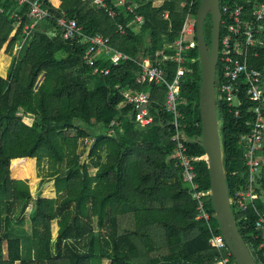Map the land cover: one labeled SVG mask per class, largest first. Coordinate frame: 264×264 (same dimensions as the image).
<instances>
[{
    "label": "trees",
    "instance_id": "16d2710c",
    "mask_svg": "<svg viewBox=\"0 0 264 264\" xmlns=\"http://www.w3.org/2000/svg\"><path fill=\"white\" fill-rule=\"evenodd\" d=\"M55 16L65 14L78 21L86 37L108 38L112 49L131 58L112 66L107 55L98 57L94 67L108 74L93 73L94 67L82 61L86 48L83 37L76 43L62 40L57 23L47 19L24 39L29 23L27 6L15 0H0V51L10 57L8 72L0 75V264H213L218 251L209 243L221 236L210 199V228L199 219L198 202L191 184L184 179L181 163L173 157V117L163 110L166 91L143 78L135 61L149 58L175 76L172 61L174 45L189 13L195 18L200 0H129L118 6L110 18L90 1L42 0ZM240 6L244 17L251 15L264 0H220ZM16 15V16H14ZM143 23H135L136 17ZM224 19V16H223ZM124 28L121 34L118 27ZM264 27V23H263ZM211 16L203 24L204 40L211 43ZM225 33L220 26L219 39ZM258 35L249 64L263 73L264 32ZM195 43V35H193ZM17 47H21L16 51ZM257 54V56H255ZM185 72L180 79L179 124L187 138L191 157L205 156L199 111L201 94L200 63L196 47L182 53ZM15 62L19 63L17 71ZM222 60L218 61L216 87L223 81ZM264 89V85H263ZM125 93H147L152 123L142 127L132 107L124 102ZM255 103L242 97L239 115L225 101L217 102L222 160L230 199L245 184L246 149L242 137L252 130ZM264 111V109H263ZM23 120H32L27 125ZM93 142L78 150L79 141ZM264 155V148L260 158ZM48 159L55 167L51 174L61 200L73 202L46 212L26 181L10 177L13 161ZM262 160V159H261ZM199 190L210 191V171L206 160H194ZM259 192L264 194V163ZM32 211L26 215V210ZM231 210L238 230L258 264H264L255 240L254 215ZM63 222L56 240L51 225ZM28 225V231L24 226ZM98 226H102L101 230ZM229 264H235L230 257Z\"/></svg>",
    "mask_w": 264,
    "mask_h": 264
},
{
    "label": "built area",
    "instance_id": "2783aa9c",
    "mask_svg": "<svg viewBox=\"0 0 264 264\" xmlns=\"http://www.w3.org/2000/svg\"><path fill=\"white\" fill-rule=\"evenodd\" d=\"M20 6H27V18L29 23L23 27L24 39L32 32L39 23L53 19L57 23L60 36L63 41L76 43L80 37L84 38L86 48L82 56L85 65L94 67L96 58L104 52L108 56L112 66H117L121 61H130L131 58L122 52L109 47L108 38L100 35L86 37L82 32V27L74 18L65 14L56 17L54 10L46 6L42 0H15ZM90 1L98 10H104L110 18L115 17L116 11L108 6L106 0H85ZM117 5L127 6L128 0H114ZM135 6H127L126 10L132 12ZM0 7V14L3 13ZM221 22L224 24L225 33L220 41L218 56L222 60L223 81L217 89V102L220 99L225 101L230 108H233L234 115H239L241 98L244 97L255 103L253 113L255 115L252 123L251 132L242 137L240 144L245 147V168L247 178L245 184L234 193L233 201L230 199V205L234 204L235 209L241 213H251L254 215V229L256 232L255 240L258 243V250L264 259V194L259 192L260 179L262 175V160L260 153L264 148V80L263 73L258 68L249 64L252 49L256 46L258 35L264 32V5L259 6L251 15L254 21L244 17V9L240 6L231 7L224 5L220 8ZM16 16V15H14ZM224 16V19H223ZM135 23H143L142 17L138 16ZM194 19L188 13L183 22L180 36L175 42V54L171 58L177 65L175 76L168 80L162 68L151 63L149 58L135 61L140 65L143 72V78L149 83L158 87H163L166 91L163 110L166 114L173 117L172 126L174 133L172 142H174V154L184 169V179L191 184L193 198L198 202L199 219H204L210 228V213L207 210V202L210 199V191L199 190V184L195 181L194 160H205V156L191 157L185 145L187 140L179 120V90L180 79L185 72L183 66L182 53L195 46L193 41ZM121 34L124 33L122 26L118 27ZM18 51L21 47L16 48ZM257 56V54L255 55ZM93 73L108 74L107 69H98L94 67ZM126 105L133 108L135 120L142 127H147L152 123L149 116L148 106L150 104V95L147 93H125L123 95ZM211 230V228H210ZM210 245L218 251V256L213 264H229L231 254L223 240L222 236L212 235Z\"/></svg>",
    "mask_w": 264,
    "mask_h": 264
},
{
    "label": "water",
    "instance_id": "95a60500",
    "mask_svg": "<svg viewBox=\"0 0 264 264\" xmlns=\"http://www.w3.org/2000/svg\"><path fill=\"white\" fill-rule=\"evenodd\" d=\"M211 16L210 48L204 40L203 24ZM195 47L200 63L201 94L199 111L202 127L201 143L210 171V201L220 234L235 264H258L242 238L234 219L226 172L222 160L221 137L218 119L216 76L218 67L219 32L221 22L220 0H200L194 18ZM93 142H89L82 163L89 155Z\"/></svg>",
    "mask_w": 264,
    "mask_h": 264
},
{
    "label": "rangeland",
    "instance_id": "374dc122",
    "mask_svg": "<svg viewBox=\"0 0 264 264\" xmlns=\"http://www.w3.org/2000/svg\"><path fill=\"white\" fill-rule=\"evenodd\" d=\"M5 45L0 51V75L5 77L8 72V66L10 64V57L4 53ZM16 51H18L16 49ZM98 58V56H97ZM96 58V60H97ZM19 68V63L15 62L14 70L17 71ZM27 125L32 124V120H23ZM87 145L88 141L84 142ZM83 142L79 141L78 150L83 149ZM262 162L264 163V155L261 157ZM10 177L15 180L26 181L29 186L30 194H32V206L38 202L46 212H56V207L59 205V208L66 207L73 202L65 203V200H61L57 204L58 199L60 198V192H58L54 187V181L51 177L52 173H55V167L51 164L48 159H44L39 162L37 159H22L16 160L11 163L10 166ZM29 206L26 210V215L32 211L33 207ZM63 222L58 218L52 222L51 225V236L52 239L56 240L57 237L62 232ZM25 230L28 231V225L24 226ZM102 226H98V229L101 230ZM104 264H109L108 262Z\"/></svg>",
    "mask_w": 264,
    "mask_h": 264
},
{
    "label": "crops",
    "instance_id": "0c3cea01",
    "mask_svg": "<svg viewBox=\"0 0 264 264\" xmlns=\"http://www.w3.org/2000/svg\"><path fill=\"white\" fill-rule=\"evenodd\" d=\"M129 1V0H128ZM164 0H155L154 1V5H159L163 2ZM51 3L55 6V7H59L61 2L60 0H51ZM134 4H132L131 6H133ZM121 6V5H118ZM139 24V23H138ZM140 25V24H139ZM103 52L101 54L98 55V57L102 56Z\"/></svg>",
    "mask_w": 264,
    "mask_h": 264
}]
</instances>
